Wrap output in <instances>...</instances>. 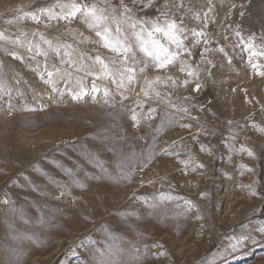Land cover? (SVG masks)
<instances>
[{
  "label": "rangeland",
  "instance_id": "rangeland-1",
  "mask_svg": "<svg viewBox=\"0 0 264 264\" xmlns=\"http://www.w3.org/2000/svg\"><path fill=\"white\" fill-rule=\"evenodd\" d=\"M164 2L165 0H157V7ZM245 2L246 0H212L214 11L209 16L214 18L215 23L209 22L206 29L209 47L213 49L207 54L212 65L201 61V48L194 49L192 63L194 66L198 64L201 69V88L194 91V84H190L187 89H177L172 97L178 104L184 97L188 98L190 103L185 106L190 109V115L179 123H191L192 127L174 126L159 133L157 138V151L175 141L178 147L191 151L204 167L185 173L176 157L157 156L143 171L137 170L131 182L116 185L107 179L86 181V189L70 188L71 195H65L59 201L54 198L59 196L60 190L35 172L33 165L38 164L61 181H66L67 177L50 161H59L73 169L79 163L89 172L95 173L96 170L78 155L81 146L87 144L92 150L99 149L100 157L112 169L115 167L116 157L99 147V142L90 137L101 127L116 123L124 131L125 147L131 146L140 151L156 135L155 128L159 126L164 114L163 106L153 105L158 111L151 122L152 127L142 125L136 128L127 117H118L115 111L101 105L77 103L67 97L64 103L52 104L46 96L50 88L42 84L30 70L29 62L21 63L0 53V59L11 64L22 81H28V84L21 83L17 86L26 93V99L22 101L20 97H15L13 102L17 105L24 102L34 104L31 87L44 95V103L48 105L35 112L13 111L9 114L7 105L0 101L3 108L0 110V200L7 193L17 207L38 201L63 210L54 213L51 222L43 226L24 225L17 220V227L21 231L29 235L35 233L40 241L21 242L10 239L8 230L3 225L5 206L0 204V264H9L10 261L12 264H89L90 245L81 241L91 236L102 242L104 237L101 229L104 225L133 240L141 252L145 253L144 264H264V235L254 231L264 222V133L252 127V124L264 127V78L246 70L244 60L236 54L239 49L234 52L230 46L236 41L231 31L236 24L240 25L245 36L255 33L259 37L264 31L261 27L264 23L261 19L264 0H253L250 7L241 9L239 5ZM233 3L237 5L236 8L231 7ZM40 5L41 0H0V28H7L9 33L18 34L16 26H8L4 21L14 19L18 10L30 11ZM183 5L179 12L176 9H172V12L183 17L188 27H202V22L195 17L197 14L203 17L209 7L208 0H183ZM240 11L246 13L243 18L239 15ZM153 14L155 9L149 12V15ZM19 27L28 32L38 29L49 37L55 34L68 42H72L73 38L67 29H76L95 39L78 21L71 25H61L59 31L43 25L37 26L31 21H22ZM225 36L229 39L225 40ZM221 46L233 57L232 64L228 63L223 53L215 51ZM88 48H94L104 56L110 55L99 45H88ZM147 74L149 77L163 75L155 70H150ZM171 74L181 80L184 78V74L176 68L171 69ZM88 82L90 83V78ZM136 91H139V86ZM116 99L119 100V97ZM134 99L135 93L125 103L131 106ZM229 121L232 122L231 125ZM193 136H197V140L194 141ZM229 143L237 149L241 145L252 148L258 154L257 158L250 159L243 153H230ZM200 144L211 147L212 155L201 152ZM185 158V154L179 157ZM241 163L254 166L255 177L250 173L240 175L237 166ZM24 176L50 195L42 197L39 190L32 191L29 187H22L25 183ZM253 179L258 181L261 193L257 197H250L247 189L241 187L251 183ZM149 181L153 183H148ZM161 190L171 191L174 195L194 201L203 219L197 220L194 210L185 215H176L180 209H176L175 204L169 206L170 211L163 219L157 213L148 216L149 209L136 197L151 196ZM201 193H207V196L202 198ZM74 199L76 203H73ZM178 203L183 204V200ZM26 210L34 218L39 215L33 207L29 206ZM121 211H135L139 218L132 216L125 221L117 215ZM245 224L249 225L247 229L242 227ZM242 231L250 233L244 246L235 251H226V238ZM137 232L141 235H136ZM157 243L163 247L153 248L152 245ZM9 247L18 249V259L9 255ZM161 252L166 255H160Z\"/></svg>",
  "mask_w": 264,
  "mask_h": 264
},
{
  "label": "snow or ice",
  "instance_id": "snow-or-ice-1",
  "mask_svg": "<svg viewBox=\"0 0 264 264\" xmlns=\"http://www.w3.org/2000/svg\"><path fill=\"white\" fill-rule=\"evenodd\" d=\"M252 3L253 0H246L239 7L246 9ZM208 4V10L204 12L203 17L199 14L195 17L202 22V27L199 29L188 27L183 17L172 12V9H176L177 12L183 9V0L180 2L165 0L159 7H157V0H41L40 6L30 11L18 10L14 19L4 21L8 26H16L18 34L9 33L7 28H0V53L21 63L29 62L30 70L37 75L42 84L50 88L46 96L52 104L64 103L67 97L70 101L77 103L101 105L115 111L118 117H127L136 128L142 125L152 127L151 122L158 111V108L153 105L163 106L164 114L159 126L155 128L156 135L140 151H136L131 146L125 147L124 131L116 123L101 127L95 135L90 137L91 140L99 142V147L116 157L115 167L112 169L100 157L99 149L92 150L87 144L81 146L78 155L96 170L95 173L89 172L79 163H76L73 169L59 161H50L67 177L66 181H61L52 177L38 164L33 165L35 172L44 176L49 184L55 185L60 190L59 196L54 198L56 201L65 195H71L70 188L86 189L88 187L86 181L107 179L116 185L131 182L134 173L137 170L143 171L157 156L176 157L177 162L182 165L181 170L185 173L204 167L195 159L191 151L178 147L175 141L157 151V138L159 133L174 126L192 127L191 123H179L185 116L190 115V109L185 106L190 101L184 97L178 104L172 97L177 89H187L190 84H194V91H199L201 88L199 83L201 69L198 64L194 66L192 63L194 49L201 48L199 53L201 61L212 65L207 54L213 49L209 47L210 40L206 29L209 22L215 23V20L209 16V13L214 11L212 0H208ZM231 7L236 8L237 5L233 3ZM153 9L155 14L149 15ZM261 13V19L264 21V8L261 9ZM245 14V11L239 12L242 18ZM22 21H31L37 26L43 25L45 28H54L56 31H59L61 25H71L78 21L94 35L95 39L85 36L83 32H78L76 29H67L73 38L72 42H68L55 34L51 37L46 36L38 29L31 32L25 31L19 27ZM261 27L264 28V23ZM231 31L236 41L230 46L234 52L239 49L236 54L244 60L245 69L250 70L255 76L264 78V31L259 37L255 33L245 36L239 24H236ZM224 39L228 40L229 37L225 36ZM88 45H99L110 55L104 56L94 48L89 49ZM215 51L223 53L228 63L232 64L233 57L229 56L224 47H218ZM173 68L184 74L182 80L171 74ZM150 70L162 72L163 75L149 77L147 73ZM209 74H211L210 71ZM21 83L28 84V81H22L20 74L13 69L12 65L0 59V101H4L7 105L9 114L13 111L35 112L47 108L44 95L31 87L34 104L14 103L15 97H20L22 101L26 99V93L17 87ZM137 86H139L138 92ZM133 93H135V99L129 106L125 101H128ZM117 96L119 100L116 99ZM0 110H3L2 106ZM113 119L115 120L116 117ZM191 119L196 118L191 117ZM231 123L229 121L230 125ZM252 127L264 133V127L257 124H252ZM192 139L197 140V136H193ZM232 139H235L234 135ZM200 151L212 155V148L205 144H200ZM228 151L246 154L250 159H256L258 155L250 147L241 145L237 149L231 143L228 145ZM181 154H185L186 158L179 159ZM229 160L231 161V156ZM237 167L242 176L246 173L252 174L253 177L256 175L254 166L250 167L241 163ZM23 179L25 183L22 187H29L32 191L39 190L42 197L50 195L29 177L24 176ZM169 187L171 188V185ZM241 187L247 189L250 197L261 195L258 190V181L255 179ZM200 195L203 198L207 196V193ZM136 198L149 209L148 216L157 213L163 219L170 211L169 206L175 204V208L180 209L176 215H185L194 210L196 219H203L194 201L174 195L171 191L161 190L151 196ZM180 200H183V204L178 203ZM73 203H76L75 199ZM0 204L5 206L3 225L7 228L12 241L40 242L35 233L29 235L21 231L17 227V220L22 221L24 225L43 226L51 222L54 213L63 211L38 201H31L17 207L16 202L7 193L5 198L0 200ZM29 206L35 208L39 214L37 217L34 218L27 212L26 209ZM117 215L125 221L132 216L139 218L135 211H121ZM85 219L88 217L85 216ZM242 227L247 229L249 225L245 224ZM101 231L104 237L102 242L92 239L91 236L81 241L90 245L89 264H144L145 253L141 252L140 247L133 240L126 238L125 235L117 234L108 225H104ZM254 231L264 235V222H261ZM136 235L139 236L141 233L137 232ZM249 238L250 233L243 231L238 235H229L226 238L225 250H238ZM144 247L147 249L146 245ZM152 247L162 248L163 245L157 243ZM7 251L10 256L18 259L17 248L9 247ZM160 255H166V253L161 252ZM9 264L12 262L10 261Z\"/></svg>",
  "mask_w": 264,
  "mask_h": 264
}]
</instances>
